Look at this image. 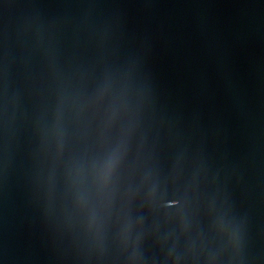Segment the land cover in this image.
<instances>
[{
	"label": "water",
	"instance_id": "obj_1",
	"mask_svg": "<svg viewBox=\"0 0 264 264\" xmlns=\"http://www.w3.org/2000/svg\"><path fill=\"white\" fill-rule=\"evenodd\" d=\"M0 264H264V0H0Z\"/></svg>",
	"mask_w": 264,
	"mask_h": 264
}]
</instances>
